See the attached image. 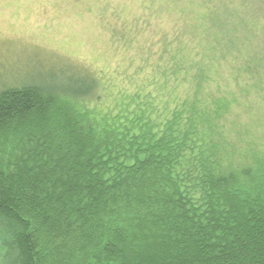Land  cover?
<instances>
[{"label":"trees","instance_id":"1","mask_svg":"<svg viewBox=\"0 0 264 264\" xmlns=\"http://www.w3.org/2000/svg\"><path fill=\"white\" fill-rule=\"evenodd\" d=\"M228 1L120 81L0 85L4 264H264V50L216 56L264 0Z\"/></svg>","mask_w":264,"mask_h":264},{"label":"rangeland","instance_id":"2","mask_svg":"<svg viewBox=\"0 0 264 264\" xmlns=\"http://www.w3.org/2000/svg\"><path fill=\"white\" fill-rule=\"evenodd\" d=\"M205 1L0 0V85L59 83L71 89L74 80L81 82L89 75L107 83L136 74L140 67L150 69L163 58V46L176 38L177 31L182 30L186 39L193 30L205 27L204 40H215L204 23ZM209 1L211 10L218 8V12L230 4ZM215 12L213 29L220 15ZM240 23L245 29L236 27L232 41L238 40L237 44L225 42L224 50L216 52L226 71L235 57L246 53L247 59L264 50L261 33L250 29L246 17ZM201 38L195 39L201 43ZM253 105L264 107L261 99ZM4 243L0 239V264L6 263Z\"/></svg>","mask_w":264,"mask_h":264}]
</instances>
